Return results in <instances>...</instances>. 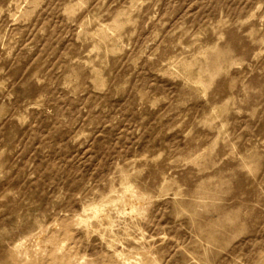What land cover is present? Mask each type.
<instances>
[{
    "label": "rangeland",
    "instance_id": "rangeland-1",
    "mask_svg": "<svg viewBox=\"0 0 264 264\" xmlns=\"http://www.w3.org/2000/svg\"><path fill=\"white\" fill-rule=\"evenodd\" d=\"M0 264H264V0H0Z\"/></svg>",
    "mask_w": 264,
    "mask_h": 264
}]
</instances>
